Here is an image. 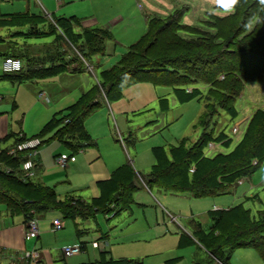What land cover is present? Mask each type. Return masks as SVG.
Segmentation results:
<instances>
[{
    "label": "trees",
    "instance_id": "16d2710c",
    "mask_svg": "<svg viewBox=\"0 0 264 264\" xmlns=\"http://www.w3.org/2000/svg\"><path fill=\"white\" fill-rule=\"evenodd\" d=\"M219 6L217 11H231L229 16L209 14L197 25L182 23L186 6L184 10H174L166 17L147 19L143 35L127 48L115 65L101 72L99 83L83 93L74 104L53 114L43 128L29 138H38L42 144L57 141L77 152L91 145L84 122L87 116L101 107V92L106 102H115L122 97L126 88L135 84L166 86L175 88L176 97L181 103L193 98L204 100V111L199 118L203 133L191 146H187V140L183 139L178 146L172 147L169 159L162 150H154L157 163L151 168L146 185L202 199L225 194L238 180L253 175L264 161V108L255 110L249 117L242 139L229 153H219L209 158L203 150L206 145L216 143L214 140L217 139L213 132L206 131L211 123L209 121L220 112L236 118L234 104L237 96L247 83H258L264 79V0L244 5L241 0H230L229 4ZM227 21L232 27L226 28L221 24ZM52 22L63 31L56 29L44 16L0 14V29H17L5 36L0 35L3 50L0 57L18 58L25 63L21 72L6 74L3 78L25 81L56 76L65 70L62 62L65 53L56 47L59 40L87 59L90 55L103 53L104 44L110 38L108 31L99 28L74 33L72 24L77 23L75 20L55 19ZM45 25L47 30H42L40 27ZM159 33L162 39L157 43L154 40ZM48 37H53L50 45H55L54 51L35 58L29 51L31 44L28 41ZM75 58L83 66V60L74 55ZM54 63L59 64L55 66ZM46 64L52 66L45 68ZM44 136L49 139L43 141L41 138ZM220 136H223V140L218 139L217 142L222 141L223 146L228 147L230 141L224 132ZM13 137L14 146L27 138L24 135ZM24 160L23 155L13 156L6 149L0 150V167L8 170L7 173L0 169V206L11 216H23L25 223L35 215L56 209L62 219H87L98 213L114 215L124 198L130 201L129 196L134 191L131 179L136 175L132 168H128L119 173L121 178L111 180L114 192L100 200L94 199L90 203L72 198L57 201L51 189L33 185L29 178H21L18 173ZM161 161H168L166 166L171 169L176 168V162L180 161L177 166L183 165L187 172L194 166L192 174L199 173L198 165L208 163L209 168L203 170L195 184L176 187V182L171 181L173 189H166L160 180L162 175L155 173L164 164ZM206 178L209 179L207 182ZM227 215L235 231L212 237L217 232L216 228L223 223L229 229L230 225L224 221ZM211 219L213 224L207 234L202 230L194 234L202 238L200 244L212 262L226 264L230 253L237 249H254L264 260V207L252 216L249 209L238 204L227 210L212 212ZM99 264L137 263L115 261L103 254Z\"/></svg>",
    "mask_w": 264,
    "mask_h": 264
},
{
    "label": "rangeland",
    "instance_id": "374dc122",
    "mask_svg": "<svg viewBox=\"0 0 264 264\" xmlns=\"http://www.w3.org/2000/svg\"><path fill=\"white\" fill-rule=\"evenodd\" d=\"M52 1L55 3V0ZM241 1L244 5L253 3L255 0ZM229 3L230 0H74V3L66 6L65 11L61 14L71 16L72 12H75L81 15L83 20L96 18L99 21L97 27L107 30L112 35V38L105 42L104 54H95L96 57L92 60L93 73L98 79L99 73L102 70L110 68L117 62L118 57H116V54L118 49H121L123 53L125 52L126 49L123 47L124 42L135 43L145 32L146 18L150 19L153 16L166 17L174 10H184L186 6L187 10L182 18V23L197 25L209 14L220 17L229 16L228 14L231 11H217L219 10V5ZM27 5H29L28 9ZM216 6L217 8L215 9ZM17 7H22V11H19ZM16 12L45 13L49 15L36 0H11L0 3L1 14ZM46 18L54 25L52 17L50 19L46 16ZM221 24L226 28L232 27L228 21ZM54 26L59 31H63L60 26ZM40 28L47 30L46 25ZM15 30L17 29H0V35L5 36ZM159 39H162L161 33L155 37L154 41L158 43ZM50 41L51 38H41L30 39L28 42L33 47L37 45L44 47ZM69 49L71 50V47H68ZM73 50V56L77 55L79 60H83L85 65V59L78 56L76 50ZM115 52L116 54H114ZM93 56L90 55V57ZM1 64L2 58L0 57V75L3 74ZM85 68L86 70L88 69V72H91V69L87 65H85ZM92 74L85 72L83 76L75 75L65 85H48L43 82L33 81V83H27L21 87L17 94L14 95L16 98L3 101L1 106V110L5 112L10 124V130L16 132L21 127H24L23 130L27 137H33L39 131V129H36L37 124L39 123L42 126L51 118V114L53 115L55 111V104L52 103L53 100L65 94L64 97H61L64 98L61 103L68 105L70 102L72 104L78 93L87 92L93 84H97V79ZM2 87L12 89V86L7 82H0V89ZM39 93H43L44 97L48 99L47 103L44 99H39ZM0 95H2L1 92ZM28 95L30 101L23 102L24 97ZM160 98L168 100L169 109L165 113H161L159 109L158 100ZM100 99L102 102L105 101L103 92H101ZM13 104L16 105L15 108H12ZM204 104L203 99L179 104L174 98L171 87H155L148 84H140L130 88L124 92L122 99L117 102L102 104L101 108L91 113L85 119V122L87 121L86 125L92 132L93 146L96 143L95 148L100 151L102 159L99 160L92 157V150L97 152L95 148L86 147L73 152L63 143L48 141L42 144L37 151V157L38 155L40 156L39 158L36 157L38 161L36 163L37 166L33 167V176L29 178V181L33 185L46 186L55 193L57 201L64 202L71 198L90 201L95 197L98 181H94V174L101 168L102 160L110 161L114 159L115 163H118L119 166L128 162L134 168L138 181L141 177L145 179L151 166L155 163L151 152L153 147H163L167 151L168 147L177 145L183 138H187V145H191L201 136L203 128L199 125L198 121L203 113ZM234 105L237 111L236 118H230L225 113L220 112V114H216L212 118V121H209L211 123L208 125L206 131L213 132L217 139L214 140L216 143L208 144L204 148L203 152L206 157L212 158L219 153H229L242 139L245 123L241 124V120L246 119L249 115L251 116L254 110L264 108V79L258 83H247L243 91L237 96ZM238 122L240 123L238 124ZM238 126L239 129H237ZM221 132H224L226 139L230 141L228 147L223 146L222 141H219L220 143L217 142L218 139L223 140V136L218 137ZM46 136L41 139L47 141L49 137ZM11 144H13V141L12 143L8 141L0 146L4 148ZM59 155H72L75 161L69 162L67 168H60L54 161ZM161 162L164 164L162 167L156 169L155 173L162 175V179L160 180L166 189H173L174 186H185L187 183L195 184L199 181L203 170L209 168L208 163L198 165L199 173L192 174L195 170L194 166L187 172L183 165L177 166L180 161L176 162V168L173 169L166 166L168 161ZM18 174H20L21 178L27 179L22 172ZM208 180L206 178V182ZM214 180L216 181L215 178ZM146 181H149V179L147 178ZM171 181L176 182V184L170 186ZM180 197L174 196L162 189L152 188L147 190L142 186L133 194L135 202L131 207L130 213H122L116 217H113V214L104 216L98 213L94 218L75 219L74 222L77 223L79 229L87 231L83 236V240L89 245H91L92 241L97 240L103 232L109 230L111 236L107 241V246L115 247L116 241L117 243L121 241L124 247L118 252H115L113 248V256L125 254L126 256H123L125 258L137 259L141 258L137 256L145 254L140 251L141 248L153 246L160 250V252H154L153 255L144 258L143 262L145 264L175 257L181 258L177 264H202L207 258L197 245H192L183 250L174 248L169 253L170 247L175 246L174 237H176V234L172 233L170 235L169 232L179 233L182 231V228L189 231L188 222L191 219L198 221L204 230H208L211 225L208 213L215 210L211 205L212 202L220 201L221 209L243 204L245 208L250 210L251 215L255 216L256 212L264 207V162L254 175L244 179L243 183L232 186L229 195L202 199H195L188 194ZM175 199L177 204L174 202ZM137 202L143 203V206H137ZM163 208L172 217L176 218L175 223L169 222L166 214L162 212ZM0 210H3L2 206H0ZM35 216L32 218L37 220ZM38 218V225L40 227L42 225L48 226L51 238L56 233H61V236L64 238L69 237L70 239H74L73 221L62 219V215L57 209L55 212H48ZM53 218L61 221L63 225L61 230L54 231L52 229L51 223ZM224 221L230 225L229 229L223 223L220 227L216 228L217 232L211 233L212 237H215L216 234L225 236L235 231L228 215L224 218ZM130 231L135 232L136 235L125 236ZM196 239L197 241L202 240L199 237H196ZM32 241L34 242L35 239ZM62 248L61 245H56L49 252L53 264H65L68 261V259L61 257ZM126 248L130 250L124 251ZM35 249L38 248L36 247ZM32 251L35 250L32 249L29 253L23 254V259L29 264H31L32 259L40 261L38 252L36 251V257H32V254H30ZM7 260L10 261L6 264H18L17 261L12 262L14 258H7ZM76 261L77 259H73V262L70 263L80 264L76 263ZM41 264L43 263L41 262ZM228 264H264V261H260L253 250L239 249L231 255Z\"/></svg>",
    "mask_w": 264,
    "mask_h": 264
},
{
    "label": "crops",
    "instance_id": "0c3cea01",
    "mask_svg": "<svg viewBox=\"0 0 264 264\" xmlns=\"http://www.w3.org/2000/svg\"><path fill=\"white\" fill-rule=\"evenodd\" d=\"M8 1H11V0L0 1V3H2V2H8ZM36 1L39 2V5L42 7V9L44 11H46L47 13H49V15H46L45 13L34 14V15H40V16H44V17L47 16L50 19L52 17V21H54L55 19H64L66 21H73V20H75V21H77V23H73L72 24V29H73L74 33H81L84 30L98 29L99 28V27H97V25L99 24V21L96 18H90V19L83 20L82 19V16L81 15H78L75 12H72L73 14L71 16H66L65 14H61V13H63L65 11L66 6H70L71 4L74 3V0H66V1L65 0H55V3L52 0H36ZM17 8L19 9V11H22L21 10L22 7H17ZM28 8H29V5H27V9ZM59 11H61V12L58 13ZM55 12H57V14H55ZM19 13H29V12H16V13H9V14H19ZM9 14H4V15H9ZM29 14H33V13H29ZM147 19L148 18H146L145 23L147 22ZM99 29H101V28H99ZM10 33H12V32H10ZM10 33H8V34H10ZM48 38H51V41L49 43H46V46H44V47H41L40 45H37V46L33 47V45L31 44V47L29 48V51L34 55L35 58L36 57H40L42 55L44 56V55H46V54L54 51V48H55L54 46L55 45H50V43L52 42L53 37H48ZM111 38H112V35L110 34V38L108 40H110ZM22 44H20V45H22ZM56 44H57L56 47L60 51H62V52L65 53V56H64L63 61H62L63 64H65V70L63 72L57 74L56 76H51V77L43 78V79H41V78H33V79H30V80L18 81V80H14L12 78H3V76L6 75L4 73L0 75V82H7L8 84H10L12 86L11 87L12 89H8L7 87H2V89H0V92L2 94V95H0V145L1 144H5L8 141H11V143H12V141H13V144H11L10 146H6L4 148H2L0 146V150L1 149H6V150H8V152H10L12 150V148L14 146V141H15V139H14L13 136H16V135H19V136L24 135L25 137H27V135L25 134V131L23 130L24 127H21L16 132H13V131L10 130V124L8 123L7 116H6L5 112H2V110H1V106H2L3 101L11 100L12 98L15 97L14 95L17 94L18 90L21 87L25 86L27 83H33V81H35V82H43L44 84H48V85H50V84L51 85H56V84H64L65 85V84L69 83V81L71 80V78H74L75 75L83 76V74L85 72H87L89 74H92L93 73L92 60L96 57V55H94L93 57L88 56L87 59H85V62H86L85 65H87V67H89L91 69V72H92L91 73V72H88L87 71L88 69L86 70L85 65H84V62H82L83 63V66H81V65L78 64L79 61L76 58L74 59L73 52H72L73 49L72 48H71V50L70 49L68 50V47L69 46L67 44H65L64 42L60 41V40ZM132 44H134V43H132ZM132 44H131V42H124V45H126V46L123 45V47L127 50V48L129 46H131ZM24 48H26V47H22V49H24ZM113 49H114V47H113ZM1 50H2V47H0V51ZM104 50H105V44H104ZM126 50H125V52H126ZM121 51H122L121 49H118L117 54H116V52L114 53V54H116V57H118V60L125 53V52L123 53ZM101 54H104V51ZM1 58H2V62H3V58L4 57H1ZM118 60H117V62H118ZM58 64L59 63H54L53 65L56 66ZM22 65L24 67L25 63L22 62ZM51 66H52V64H46L44 67L45 68H49ZM1 68H2V64H1ZM107 69H109V68H107ZM104 70H106V69H104ZM101 72L99 73L98 79H97V77L95 76L94 73L92 74V76L95 79H97V82H96L97 84L99 83V79H100ZM97 84H95V85H97ZM142 84H146V83H142ZM95 85L93 84L92 87H94ZM137 85H140V84H135V85H132V86L126 88L123 91V93H122V97H123V94H124V92L126 90H128L130 88H133V87H135ZM148 85H151V84H148ZM172 92H173V95H174V98H175L176 102H178L179 104H186V103H189L192 100H199L197 98H193V99H191V100H189L187 102L181 103V102L178 101V99L176 97L175 88H172ZM83 93H85V92H81V94L78 93V95L76 96V98L78 96L80 97ZM64 96H65V94L63 96L60 95L58 99H54L53 100L52 103L55 104L54 105L55 111L53 112V114H55L56 112H59V111L65 109V108L69 107L70 105L74 104L78 100V98H79L78 97L77 100L75 98L73 100L72 104L69 102V104L66 105V104H62L61 103L62 100L64 99V98H61V97H64ZM122 97L120 99H122ZM119 100H117V101H119ZM22 101L23 102H29L30 101L29 95L27 97H24V100H22ZM117 101H115V102H117ZM66 103H67V101H66ZM104 103H106V101H103L102 102V104H104ZM107 103L109 104L111 102H107ZM102 104H101V106H102ZM158 104H159V109H160L161 113H165V112L168 111L169 104H168V100L166 98H160L158 100ZM112 106H114V105H112ZM15 107H16V105L13 104L12 108H15ZM249 116L246 118L247 120L249 119ZM50 117H52V114H51ZM246 119H242L241 120L242 122L240 121L241 124L242 123H246L247 122ZM49 120H50V118L45 122V124ZM86 122H84V128H85V131H86V133L88 135V138L91 141V145L89 147L90 148H95L96 147V143H95V146H93V143H92V138H93L92 132H91L90 128L86 125ZM240 122H238V124ZM45 124H43L41 126V124L38 123L37 126H36L37 127L36 129H39V131H40ZM239 126H238L237 129H239ZM23 131H24V133H23ZM35 135H33V136H35ZM8 136H10V137H8ZM183 139H186L187 140V143H188V139L187 138H183ZM182 140H180L179 143ZM179 143L177 145H175V146L168 147L167 151L163 147H153L151 149V152H152V155L154 157L155 163L151 166V168L157 163L156 157H155V154H154V150H156V149L162 150L164 152L166 158L169 159L170 158L169 157V150L172 147L178 146ZM187 143H186V145H187ZM191 145H187V146H191ZM211 147H213V145H211ZM95 149H96L97 152H95V150H92L93 151V153H91L92 154V157L95 158V159H99V160L102 159V155H101L100 151L97 148H95ZM39 156L40 155H38V157L37 156L36 157L39 158ZM74 161H75V159L72 160V161H70V163H72ZM37 162L38 161L35 158V160H34V166L35 167L37 166L36 165ZM102 162L103 163L101 164V168L99 170H97L95 172V174H94V177H95L94 181H98V182H97V188L95 190V197L92 198L90 201H92L94 199L100 200L101 198L105 197L107 194L113 193L114 192L113 191L114 183L111 180L112 179L118 180V178H121V176L119 175V173L122 172V170H127L128 168H132V170L134 171V174L136 173L135 170H134V168L132 167V165L130 163H128V162H126L125 164H123L121 166H119L118 163H115V160L114 159H111L110 161H104V160H102ZM263 162L260 164V166L263 164ZM260 166H259V168H260ZM151 168H150V170H151ZM149 172L145 176V179H143L141 177L142 179L140 178L139 181H138L137 174H135L136 175V178H132L131 179V183H132V185L134 187V191L129 196L130 201L128 202L124 198V201L119 205L118 211L116 212V214H114L113 217L119 216L120 214L126 213V212L130 213L131 207H132V205L135 202L134 199H133V194L135 192H137L139 190V188H141L142 186L144 188H146L147 190H150L152 188H157V187H152L151 188V187H148L146 185V179L148 177ZM249 177L250 176L238 180L236 184L243 183V180L244 179H247ZM158 189H160V188H158ZM169 193H171V192H169ZM229 193H230V189L225 194H222V195H219V196H216V197L226 196V195H229ZM171 194L174 195V196H179V198H181L180 196L185 195V194H174V193H171ZM188 195L192 196L191 194H188ZM78 200H80L82 202L90 203V201H86V200H83V199H80V198ZM174 202L177 204L176 199L174 200ZM137 203H138L137 206H139V207H142L143 206V203H141V202H137ZM211 205L213 206V209H215V210L214 211H210L208 213L209 219L211 220V225L209 226L208 230H204L202 228L201 224L198 221H195V220H192V219L189 220V222H188L189 223V231H186V230H184L182 228V231L179 232V233L169 232L170 235L172 233L176 234V237H174L175 246H173L172 248L170 247L169 253H171V251H173L174 248L177 249V250H183V249H185L187 247H190L192 245H197L199 248H201V250L203 251V253L205 254V256L207 258L206 261L202 262V264H216V263L219 264L216 261L215 262H212L210 260L209 255L204 251L203 247L200 244V241H197V239H196L197 236H195L194 232H198L199 230H202L205 234H207L209 232L210 227L213 224V221L211 219V213L212 212H215V211L227 210V209H229V208H231L233 206H230L229 208L221 209L220 208L221 207L220 201H218V202H212ZM48 212H51V211H48ZM48 212H45L43 214L36 215L35 217L37 218V222L39 220V218H38L39 216L42 217V216H44ZM162 212H163V214H166V216L169 219V222L175 223L176 218L175 217H172L169 213H167L165 211V208L162 209ZM99 214H102V213H99ZM102 215H104V214H102ZM95 216L96 215H94L91 218H94ZM104 216H106V215H104ZM91 218H87V219H91ZM75 219H81V220H83L84 218H75ZM75 219L74 220L73 219H70L71 221H73V229H74V235H75L74 239H70L69 237L68 238H64V237L61 236V233H56L53 236V238H51L50 233H49L48 226L47 225H42V227H40L38 225V228L39 227L40 228H39V235L35 239V241L37 240L36 241L37 244H36L35 241L33 242L32 240L26 239V237H25L26 223H25V220H24L23 216H21V215H13V216H11L3 208V210H0V264H3V263L6 264V263H8V261H10V260H7V258H11V259L14 258V260H12V262L13 261H17L18 264H29L27 261H25V259H23V254L29 253V251H31L32 249L38 252V257H39L40 261L43 264H53V261L51 259V254L49 252L56 245L57 246L58 245H61L62 247H64V246L80 245L82 247V252L80 254H78V255L66 256L63 253H61V257L63 259H68V261L66 262L67 264H71L70 262H73V259H77L76 263H80V264H99L100 257L103 254L106 255V258H111V259H113L115 261H132V262H135L137 264H145L143 262L144 261V258L153 255L154 252H160V250H158L157 248H154L153 246H147V247H143V248L140 249V251L142 253H145V254H142L140 256H137V257H141V258H137V259L125 258V257H123V256H126L125 254H116L117 256H113V253H114V252H112L113 251V248H114V251L115 252H118L119 250H122L124 248L122 246L121 241H119V243H117V241H116V243L114 244L115 247L114 246H111V247L107 246V241L110 239V236H111V232H109V230H108L106 232H103L101 234V236L97 240L92 241L91 242V245H89V244H87L86 241L83 240V236H84V234L87 231L85 229H79L77 223L74 222ZM134 235H136V233L130 231L125 236H134ZM170 242H171V239H170ZM36 247L38 249H35ZM129 250H130L129 248H126L124 251H129ZM237 250H239V249H237ZM250 250H253L256 253V255H257V257H258V259L260 261H264V260H262L259 257V255H258V253H257L256 250H254V249H250ZM235 251L236 250H234V251H232L230 253V255H229V257H228V259L226 261V264L229 263V259H230L231 255ZM119 256H120V258H119ZM142 257H143V259H142ZM180 260H181L180 257H175V258H168V259H165V260H156L155 262L148 263V264H177Z\"/></svg>",
    "mask_w": 264,
    "mask_h": 264
},
{
    "label": "built area",
    "instance_id": "2783aa9c",
    "mask_svg": "<svg viewBox=\"0 0 264 264\" xmlns=\"http://www.w3.org/2000/svg\"><path fill=\"white\" fill-rule=\"evenodd\" d=\"M23 65L22 61L18 58L13 57H4L2 62V72L4 74H17L22 71ZM39 99H44L45 102H48V99L44 97L43 93H39ZM22 136V135H21ZM42 146L41 140L38 138H26L25 140L20 141L16 144L10 152L9 155H23L25 157L24 162L21 165V172L24 177L30 178L33 176V167H34V160L37 156V151L39 147ZM74 160L73 156H66V155H59L57 156L54 161L57 166L60 168H67L70 161ZM0 169L4 172L8 173L6 168L0 167ZM24 179V178H22ZM51 227L54 231L61 230L63 225L61 221L57 218L53 219L51 223ZM39 235V228L38 222L36 219L31 218L27 222L26 225V232L25 237L26 239H36ZM61 252L66 256L78 255L82 252V247L80 245L74 246H64L61 249ZM32 257H36V251H32ZM31 264H41L40 261L37 259H32Z\"/></svg>",
    "mask_w": 264,
    "mask_h": 264
}]
</instances>
